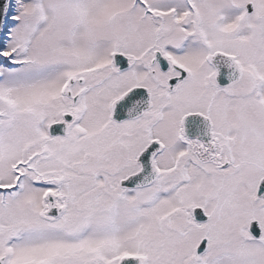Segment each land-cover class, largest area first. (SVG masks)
<instances>
[{"label": "snow or ice", "instance_id": "6c2138e0", "mask_svg": "<svg viewBox=\"0 0 264 264\" xmlns=\"http://www.w3.org/2000/svg\"><path fill=\"white\" fill-rule=\"evenodd\" d=\"M0 264H264V0H0Z\"/></svg>", "mask_w": 264, "mask_h": 264}]
</instances>
